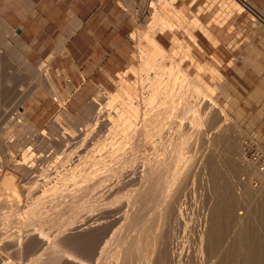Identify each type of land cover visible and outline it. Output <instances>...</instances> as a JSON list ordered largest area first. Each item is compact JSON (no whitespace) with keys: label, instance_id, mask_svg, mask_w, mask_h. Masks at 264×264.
Returning a JSON list of instances; mask_svg holds the SVG:
<instances>
[{"label":"rangeland","instance_id":"1","mask_svg":"<svg viewBox=\"0 0 264 264\" xmlns=\"http://www.w3.org/2000/svg\"><path fill=\"white\" fill-rule=\"evenodd\" d=\"M31 1L34 14L19 19L13 9L3 13L19 38L18 46L9 39L11 48L20 50L33 72L40 70L35 78L31 71L16 72L20 63L7 61V50L0 46V141L18 140L17 129L28 120L32 132L21 130L27 142L37 145L26 159L20 152L3 155L0 150V185L6 175L15 178L8 202L14 216L20 210L12 211L13 205L25 202L17 192L21 176L32 178L34 186L40 178L56 188L38 183L35 208L31 206L35 214H30L34 234L0 230V264H206L197 245L208 236L205 213L215 201L221 219L216 252L222 253L215 252L220 257L215 260L248 264L247 232L264 234V179L241 174L236 150H243L245 139H264V0H132L131 5L122 0ZM74 17L85 31L77 33L80 42L69 52L67 42L78 30L68 34ZM62 39L65 50L59 48ZM157 46L174 57L172 71L153 58ZM179 63L192 84L177 71L178 76ZM46 78L56 86L61 103L47 92ZM101 88L112 105L103 108L116 114L122 134L116 141L110 138L115 132L110 123L105 128L95 119L91 126L81 122L77 133L63 118L82 116L83 106ZM199 90L208 91L220 110L203 100ZM50 131L67 134L55 138ZM208 132L214 139L206 140ZM51 151L67 154L59 162L63 168L58 164L54 173L39 167ZM14 165L22 166L21 171Z\"/></svg>","mask_w":264,"mask_h":264},{"label":"bare ground","instance_id":"2","mask_svg":"<svg viewBox=\"0 0 264 264\" xmlns=\"http://www.w3.org/2000/svg\"><path fill=\"white\" fill-rule=\"evenodd\" d=\"M129 2H131L132 0H128ZM6 9H13V11L14 12H17L16 13V15L18 14L19 15V19H20V16L22 17V18H24L28 13H33L34 14V4H33V2L31 1V0H5L4 1V3H3V5L0 7V46H2V48H3V46L6 48V50H7V54H6V60L8 61L9 60V62L10 61H18L19 63H20V65H19V63L17 64L16 63V65H19L17 68H16V72H19V73H23V72H29V71H31V76H34V78H35V76L37 75L38 76V72H39V70H40V68H39V70H37V72H33V68L32 67H30L29 66V63L27 62V60H25V58H24V56L21 54V52H19L18 50H16V48L14 49V48H11V46H10V44H9V39H11V40H13V42L15 43V44H17V46L20 44L19 43V38L15 35V33H14V31L12 30V26L10 25V23L5 19V17H4V15H3V13H4V11L6 12ZM72 13V12H71ZM30 14V15H31ZM17 15V16H18ZM29 15V14H28ZM72 16V15H71ZM74 16V15H73ZM72 16V17H73ZM71 17V18H72ZM21 18V20H23ZM9 20V19H8ZM72 20V19H71ZM73 20H74V22L70 25V27L68 26V32H70V31H72V30H74L75 31V29H79L80 27H81V25H82V22L80 21V20H78V19H76L75 17L73 18ZM72 20V21H73ZM74 31H72V32H74ZM148 34V33H147ZM21 35V34H20ZM64 39V38H63ZM63 39H62V44L60 45V50H65V46H64V42H63ZM145 39V38H144ZM147 40L149 39V36H147V38H146ZM151 39V38H150ZM10 40V41H11ZM65 40V39H64ZM146 40V41H147ZM152 41H153V38H152ZM152 41L150 40V43H152ZM149 42V41H148ZM22 43H23V41H22ZM60 43H61V41H60ZM60 43H58V44H60ZM24 44V43H23ZM21 46V45H20ZM19 46V47H20ZM24 47V46H23ZM58 47H57V49H58ZM5 48H4V50H5ZM60 50H59V52H60ZM158 50V51H157ZM156 52V54H154L155 55V57H154V55H153V58H155V60H157L158 61V63L159 62H163L164 61V65L166 64V66H164V67H166V68H172L170 71H172L173 70V64H172V62L174 61V57L173 56H171V55H168L167 53H166V51L164 50V48H162L161 46H157L156 47V50H155ZM57 53H58V50H57ZM0 54H1V52H0ZM2 55V54H1ZM52 55V54H51ZM4 56V55H3ZM1 58H3V57H0V59ZM50 59V56L49 57H47V59ZM49 59L47 60V64L49 63L48 61H49ZM2 61H4L3 59H1ZM45 60V59H44ZM51 60V59H50ZM154 60V61H155ZM162 60V61H161ZM15 61V62H16ZM1 63V62H0ZM5 63V62H4ZM12 63V62H11ZM43 63H44V61H43ZM43 63H41V64H43ZM45 63V65H41L40 67H42L41 68V70L43 69V68H47V64ZM181 63H182V61H181ZM5 64H8V62H6ZM3 65V64H2ZM15 65V64H14ZM176 65V64H175ZM168 66V67H167ZM2 67V66H1ZM157 68V67H156ZM38 69V68H37ZM161 69V68H160ZM177 69V70H176ZM176 69H175V71L178 73V76L180 75L181 77V80H183L185 83L188 81L189 82V78L190 77H188V74H187V72L185 71V70H181V67H180V63L176 66ZM47 70V69H46ZM162 70V69H161ZM34 71H36V70H34ZM43 71H44V69H43ZM47 72V71H46ZM41 73V72H40ZM62 73V72H61ZM64 73V72H63ZM173 73V72H172ZM175 73V72H174ZM176 73V74H177ZM27 75V74H26ZM64 75V74H63ZM66 76V75H65ZM173 76V75H172ZM47 77H48V74H47ZM8 78V77H7ZM26 78V77H25ZM41 78V77H40ZM49 78V77H48ZM48 78H46V82H47V79ZM64 78H66V77H64ZM27 79V78H26ZM30 81L32 80V77H30V78H28ZM176 79V78H175ZM179 79V78H178ZM7 80V82L10 80L9 78L8 79H5V81ZM196 80V79H195ZM27 81V80H26ZM34 81V80H33ZM36 81H38V80H35V82ZM44 82L43 83H46L45 82V80H43ZM179 81V80H178ZM182 81V82H183ZM39 82V81H38ZM37 82V83H38ZM180 82V81H179ZM192 82H193V80H192ZM6 83V82H5ZM10 83V82H9ZM39 83H42L41 81L39 82ZM43 83H42V85H43ZM113 83V82H112ZM181 83V82H180ZM179 83V84H180ZM189 83H191V82H189ZM48 86L46 87V90H47V92L51 95V96H54V98H56V101L57 102H60L61 100H60V94L58 93V91H57V88H56V86L53 84V82L51 81V80H49L48 79ZM181 84H183V83H181ZM192 84V83H191ZM190 84V85H191ZM34 85L36 86V84L34 83ZM38 85V84H37ZM183 85H185V84H183ZM33 86V85H32ZM41 86V85H40ZM182 86V85H181ZM193 86H195V85H193ZM182 87H185V86H182ZM34 88V87H33ZM118 88V87H117ZM195 88V87H194ZM180 89H181V87H180ZM184 89V88H183ZM190 89V88H189ZM188 89V90H189ZM45 90V89H44ZM68 90V89H67ZM194 90V89H193ZM28 91V90H27ZM101 91H104V92H101ZM191 91H192V86H191ZM31 92V91H30ZM96 93L95 94H93L94 95V97L91 99V101H89L90 103L88 104L87 103V105L85 106H83V109H84V107H85V110H83L82 112H83V115L82 116H79L77 119H75V120H71V119H69V118H67V117H63L64 119L66 118V121L68 122L69 121V123H70V125L74 128V129H76L75 131L78 133V128H79V126L81 125L80 123L82 122H88V125L90 124L89 123V121H91L92 122V120H93V122H95L94 121V119L95 120H97L99 123H101L104 127L106 126L107 127V123H110V124H112V126H111V128H114L115 129V132H113L114 133V135H112V136H110V138L111 137H113L112 138V141H113V139L115 140H117V139H121V137H122V134H119V129H118V127H117V121H116V119H114V118H116L115 116H116V114H114L113 115V113L111 114V113H107L104 109L105 108H103V107H105V106H107V107H109L108 106V104H110V106H112L111 105V101H108V98L106 97V92H105V90L103 89V88H101V89H99L98 91H95ZM198 92H200V96H201V94L203 95L202 96V98H203V100H207L211 105H214L215 107H218V105H217V103L214 101V99L212 98V96H211V94L209 93V96H208V91H206V92H203L202 90H199ZM194 93V92H193ZM190 94V93H189ZM196 94V93H195ZM195 94H194V96H195ZM198 96V95H197ZM19 98V97H18ZM58 98H59V100H58ZM189 98V97H188ZM192 98V97H191ZM195 98V97H194ZM196 99V98H195ZM187 99H185V101H186ZM202 100V101H203ZM22 102V101H21ZM56 102V103H57ZM110 102V103H109ZM187 102V101H186ZM194 102H195V100H194ZM199 102H201V101H199ZM205 102V101H204ZM61 103V102H60ZM189 103V102H188ZM206 103V102H205ZM187 104V103H186ZM99 105H103V106H100L99 107ZM193 105V104H192ZM195 105V104H194ZM194 105H193V107H194ZM198 105V104H197ZM196 105V106H197ZM196 106H195V108H196ZM17 107V106H16ZM143 107V106H142ZM190 107V106H189ZM188 107V108H189ZM192 107V106H191ZM190 107V108H191ZM189 108V109H190ZM212 108V107H211ZM214 108V107H213ZM108 109V108H107ZM202 109V108H201ZM216 109V108H215ZM214 109V110H215ZM218 109L220 110V108L218 107ZM213 110V109H212ZM222 110V109H221ZM146 111V110H145ZM15 112V111H14ZM80 112V111H79ZM78 112V113H79ZM131 112V111H130ZM185 113V112H184ZM200 113V112H199ZM213 113V112H212ZM224 113V112H223ZM82 114V113H81ZM137 114V113H136ZM142 114V113H141ZM220 114V113H219ZM196 115H197V113H196ZM218 115V114H217ZM222 115V114H221ZM18 116H20V115H18ZM142 116H144V117H146V115H142ZM130 117V116H129ZM134 117H137V116H135L134 115ZM133 117H131V119H132ZM138 118V117H137ZM205 118V117H204ZM223 118H224V116H223ZM222 118V119H223ZM25 119V118H24ZM130 119V118H129ZM140 119V118H139ZM138 119V120H139ZM142 119V118H141ZM64 122H65V120H63ZM133 121H137V120H133ZM140 121V120H139ZM147 121V120H146ZM146 121H143L144 122V124L145 123H147ZM202 121V120H201ZM220 121V120H219ZM66 122V123H67ZM134 122V123H135ZM138 122V121H137ZM131 123V122H130ZM133 123V122H132ZM140 123V122H139ZM139 123H138V126H139ZM222 123H223V121H222ZM21 124V123H20ZM80 124V125H79ZM86 124V123H85ZM91 124H93V123H91ZM105 124H107V125H105ZM24 125V124H23ZM69 125V124H68ZM101 125V126H102ZM20 126V125H19ZM32 125H31V123L27 120V122H26V124L24 125V127H22L23 129L25 128V131H27L29 128H31V130L33 129L32 127H31ZM82 126V125H81ZM81 126H80V128H81ZM89 126H91V125H89ZM100 126V127H101ZM102 126V127H103ZM109 126V125H108ZM214 126V125H213ZM88 126H87V124H86V127L85 128H87ZM105 127V128H106ZM142 126H140V128H141ZM212 127V126H211ZM21 128V127H20ZM21 128V129H22ZM72 128V129H73ZM85 128H82V129H84L85 130ZM213 128V127H212ZM21 129H17L18 130V135L17 136H19V139L18 140H16V138L15 139H6V141L3 139H1V141H0V150H1V152L3 153V155H14V154H17L18 152H20L19 153V155L21 154V156H24L23 158L24 159H26V158H28V157H30L31 156V154H32V152H34L35 153V151H32L33 149H36V148H34L35 147V145H37V143L36 142H34V141H31V143H29V140H28V142H27V138L28 137H26L25 135H24V133H23V131L21 130ZM27 129V130H26ZM35 129V128H34ZM82 129H80V131L82 130ZM108 129H110V128H108ZM142 129V128H141ZM145 129V128H144ZM216 129V128H215ZM2 130V129H1ZM14 130V129H13ZM30 130V129H29ZM30 130V131H31ZM129 130V129H128ZM138 130V129H137ZM140 130V129H139ZM29 131V132H30ZM34 131V130H33ZM88 131V130H87ZM110 131V130H109ZM208 131V130H207ZM214 131V130H213ZM32 132V131H31ZM30 132V133H31ZM37 132V131H36ZM51 132V131H50ZM61 132V131H60ZM131 132V131H130ZM136 132V131H135ZM135 132H133L134 134H135ZM140 132V131H139ZM215 132V131H214ZM3 133V132H2ZM28 133V132H27ZM44 133V132H43ZM59 133V132H58ZM112 133V134H113ZM122 133V132H121ZM132 133V134H133ZM200 133V132H199ZM65 134H67V133H65L64 131H62L59 135L57 134V133H55L54 135L52 134V132H51V135H53V137L55 136V138L57 137H59V138H65L64 136H65ZM126 134H128V133H126ZM132 134H130V136L132 135ZM133 134V135H134ZM139 134V133H138ZM202 134H203V132H202ZM213 135V134H211V133H209L208 132V135H206L205 136V138H206V140H210V138L211 137H213V136H210V135ZM15 135V134H14ZM45 135H46V133H45ZM45 135H44V137H45ZM50 135V134H49ZM50 135V136H51ZM57 135V136H56ZM124 135V134H123ZM143 135V134H142ZM6 136V135H5ZM16 136V135H15ZM14 136V137H15ZM23 136H25L26 137V141L24 140V139H22V137ZM33 136V135H32ZM50 136H48V134H47V137H50ZM69 136V135H68ZM67 136V137H68ZM76 136H77V134H76ZM140 136V135H139ZM255 136V135H254ZM31 137V136H30ZM52 137V136H51ZM80 137V136H79ZM135 137V136H134ZM137 137V136H136ZM7 138V137H6ZM18 138V137H17ZM38 138V137H37ZM69 138V137H68ZM129 137H127V139H128ZM131 138V137H130ZM31 139V138H30ZM137 139H139L138 137H137ZM212 139H214V137L212 138ZM211 139V140H212ZM216 139V138H215ZM32 140V139H31ZM42 140L43 141H45L46 140V138H45V140L42 138ZM49 140H50V138H49ZM52 140H54V139H52ZM62 141H63V139H61ZM60 140V141H61ZM68 140H70V139H68ZM85 140V139H84ZM115 140V141H116ZM252 140H254V139H252ZM38 141H39V139H38ZM47 141V140H46ZM46 141H45V143H46ZM59 141V142H60ZM65 141V140H64ZM111 141V140H110ZM114 141V142H115ZM135 141V140H134ZM136 141H138V140H136ZM113 142V143H114ZM206 142V141H205ZM213 142V141H212ZM128 143V142H127ZM129 144V143H128ZM209 144V143H208ZM210 144H212V143H210ZM62 145V144H61ZM65 145V144H64ZM130 145V144H129ZM128 145V146H129ZM133 145V144H132ZM42 146H45V145H42ZM48 146V145H47ZM59 146V145H58ZM69 146V145H68ZM109 146V145H108ZM118 146V145H117ZM122 146V145H121ZM124 146V145H123ZM37 147V150H38V146H36ZM51 147V146H50ZM66 147H67V145H66ZM110 147H111V142H110ZM125 147V146H124ZM234 147V146H233ZM39 148H40V145H39ZM47 148V147H46ZM58 148V147H57ZM61 148H63V146L61 147ZM71 148H73V147H71ZM230 149L232 148V146L231 147H229ZM120 149H122L123 150V148H121L120 147ZM120 149H118V150H120ZM125 149V148H124ZM234 149V148H233ZM21 150H23L22 152H21ZM36 150V151H37ZM44 150V149H43ZM143 150V149H142ZM234 150H236V149H234ZM56 151V150H55ZM58 151V150H57ZM61 151V150H60ZM109 151H110V149H109ZM112 151V150H111ZM139 151V150H138ZM237 152H238V156H237V158H239L237 161L239 162V168L241 169V174L243 173V176L244 177H248V179H251L253 176H255V175H259L258 174V172H257V170H256V167H255V165L254 164H252V163H248V162H245L244 160H243V158H241L242 157V155H239L241 152H242V150L241 149H238V150H236ZM40 152H41V150H40ZM53 151H51V153L50 154H46V157H44L42 160H41V162H40V164H39V167L41 166V168L43 167L44 169H46V167H48V169H46V170H48V171H50V168L52 169L51 171L54 173V172H56V169H57V167H58V164H59V162H61V160H63L64 159V157L67 155H65L64 153H58V152H55V153H52ZM68 152V151H67ZM123 152H125L124 150H123ZM122 152V153H123ZM127 152V151H126ZM240 152V153H239ZM33 153V154H34ZM66 153V152H65ZM101 153V152H100ZM122 153H120L119 152V154H121L120 155V157L122 156ZM23 154V155H22ZM41 154V153H40ZM63 154H64V156H63ZM107 154V153H106ZM234 154V153H233ZM18 155V154H17ZM37 155V154H36ZM39 155V154H38ZM42 155V154H41ZM43 155H45V154H43ZM124 155V154H123ZM132 155V154H131ZM232 155V154H231ZM235 155V154H234ZM106 156V155H105ZM104 156V157H105ZM113 156V155H112ZM236 156V155H235ZM7 157V156H6ZM26 157V158H25ZM41 157V156H40ZM108 157V156H107ZM209 157V156H208ZM21 158V157H20ZM63 158V159H62ZM67 158V157H66ZM37 159H39V158H37ZM41 159V158H40ZM106 159H108V158H106ZM127 159V158H126ZM129 159H132V158H129ZM128 159V160H129ZM23 160V159H22ZM235 160V159H234ZM25 161V160H24ZM28 161V160H27ZM39 161V160H38ZM64 161V160H63ZM62 161V162H63ZM131 161V160H130ZM134 161V160H133ZM26 162V161H25ZM122 162H123V160H122ZM126 162H127V160H126ZM125 162V163H126ZM238 162H236L237 164H238ZM27 163V162H26ZM34 163V162H33ZM107 163V162H106ZM109 163H110V161H109ZM112 163V162H111ZM110 163V164H111ZM127 163H131V162H127ZM208 163V162H207ZM109 164V165H110ZM118 164V163H117ZM123 164H124V162H123ZM132 164V163H131ZM61 163L59 164V166H60V168H63V167H61ZM125 165V164H124ZM35 166V165H34ZM33 166V167H34ZM22 167V166H21ZM21 167L20 166H18V165H14L12 168H14L15 169V171H21ZM24 167V166H23ZM64 167H65V165H64ZM110 167V166H109ZM114 167H116V166H114ZM124 167V166H123ZM126 167V166H125ZM117 168H118V166H117ZM132 168V167H131ZM24 169V168H23ZM27 169V168H26ZM37 169V170H36ZM53 169L55 170V171H53ZM58 169H59V167H58ZM111 169V168H110ZM212 169V168H211ZM35 170L36 171H38L39 169L38 168H35ZM39 171H41V169L39 170ZM48 171H46L47 173H48ZM126 171V170H125ZM214 171V170H213ZM42 172V171H41ZM240 172V171H239ZM24 173V172H23ZM22 173V174H23ZM44 173V172H43ZM59 173V172H58ZM42 174V173H41ZM50 174V173H49ZM48 174V175H49ZM185 174V173H184ZM214 174V173H213ZM217 174V173H216ZM53 175V174H52ZM58 175V174H57ZM211 175V174H210ZM21 176V175H20ZM24 177L26 176V175H23ZM30 176V175H29ZM28 176V177H29ZM46 176V175H45ZM44 176V177H45ZM50 176H51V174H50ZM59 176V175H58ZM57 176V178H59ZM213 176V175H212ZM34 177V176H33ZM41 177V176H40ZM53 176H51V178H52ZM198 177V176H197ZM218 177V176H217ZM246 177V178H247ZM35 178V177H34ZM47 178V177H46ZM55 178H56V176H55ZM54 178V179H55ZM188 178V177H187ZM215 178V177H214ZM219 178V177H218ZM15 179V178H14ZM14 179H13V175H6V177H5V181H4V184H1L0 185V230H4V231H9V230H12V231H14L13 232V234L15 233V234H20V235H23L24 236V233H28L29 235H32V234H34L33 233V230H32V225H34V224H32V222H33V219H34V216H32V215H30L31 214V212L33 211L32 210V208H31V206H32V204L34 203V201L36 200L37 201V199H36V195L38 194V193H36V191H38V187L40 186V184H41V186L43 185V183H45L46 184V182H42V183H40V178L38 179L39 180V182L38 183H40L39 184V186H38V183H37V181L36 180H34V184H36L37 186H34L31 182L33 181V180H31L30 181V179H32V178H29V180H28V178L26 177V179L25 178H22V176H21V178H20V180H17L18 182H17V188H18V191L17 192H22L23 194L22 195H24L25 196V202L24 201H22L18 206L17 205H13V207H12V211H14V208H17V210L19 211V216L17 215V216H14L12 213H11V211L9 210V209H11V207H9V204H8V202L10 203V200H9V197L10 196H12L13 195V189H10L11 188V185H12V183L14 182ZM53 179V178H52ZM51 179V180H52ZM28 180V181H27ZM47 180H49V183H51L52 182V185L53 184H55V183H53L55 180H52L51 182H50V179H46V181ZM197 180V179H196ZM201 180H203V179H201ZM35 181H36V183H35ZM181 181V180H180ZM204 181V180H203ZM246 181V180H245ZM57 182V181H56ZM201 181H199V183H200ZM248 182V181H247ZM222 183V182H221ZM57 184V183H56ZM55 184V185H56ZM204 184V183H203ZM46 185H49L50 186V184H46ZM55 185H53V186H55ZM9 186H10V188H9ZM43 186H45V185H43ZM42 186V187H43ZM49 186H45V188H48ZM204 186V185H203ZM219 186H221V185H219ZM218 186V187H219ZM50 187H52V186H50ZM49 187V188H50ZM179 187V186H178ZM36 188V189H35ZM41 188V187H40ZM40 188H39V190H40ZM48 188V189H49ZM52 188H56V186L55 187H52ZM51 188V189H52ZM169 188V187H168ZM201 188V187H200ZM199 188V189H200ZM50 189V190H51ZM53 189V190H54ZM15 190V189H14ZM43 190L44 191H46L44 188H43ZM176 190V189H175ZM249 190H251V189H249ZM16 191V190H15ZM41 191V190H40ZM178 191V190H177ZM176 191V192H177ZM261 191V190H260ZM20 192V193H21ZM49 192V191H48ZM56 192H58V191H56ZM172 192V191H171ZM175 192V191H174ZM221 192V191H220ZM15 193V192H14ZM40 193V192H39ZM45 193V192H44ZM50 193H51V191H50ZM54 193V192H53ZM52 193V194H53ZM251 193V191L249 192V194ZM264 193V192H263ZM12 194V195H11ZM42 194H43V191H42ZM55 194V193H54ZM54 194H53V196H54ZM39 195V194H38ZM48 195V194H47ZM56 195V194H55ZM41 197H42V195H40ZM49 196V195H48ZM174 196V195H173ZM224 196V195H223ZM37 197H39V196H37ZM49 197H51V196H49ZM18 199V198H17ZM232 200V199H231ZM213 204V203H212ZM23 205V206H22ZM201 205H202V203H201ZM11 206V205H10ZM40 206V205H39ZM110 206V205H109ZM33 208H35L34 207V205L32 206ZM118 207V206H117ZM204 207V206H203ZM22 208H25L26 209V211H23V210H25V209H23L22 210ZM37 208V207H36ZM111 208V207H110ZM38 209V208H37ZM114 209V208H113ZM116 210V209H115ZM253 210V209H252ZM101 211V210H100ZM219 211H220V209H219V207H218V201L216 202L215 201V203L213 204V205H210V209L205 213V211H203L204 213H205V217H206V230H205V235L207 236V238L206 239H204L203 238V240H200V241H202V242H199V244L197 245V248H198V252H197V254L199 255V254H202V255H205L206 257H204V258H208L207 259V261H206V264H215V263H217V264H224V262H225V259H224V261H218L219 260V258L217 257V255L219 256V254L221 255L222 253H219V254H217V252H216V250H217V247H219L218 246V243H219V240H218V236H220V235H218V233L220 234V232H218V229H221V228H219L220 227V225H219V221H218V219L220 218L219 216H220V214H219ZM14 213V212H13ZM33 213H34V211H33ZM35 214V213H34ZM41 214V213H40ZM237 214H238V212H237ZM241 213H239V215H240ZM70 216V218H71V215H69ZM80 216V215H79ZM234 216V215H233ZM35 217H36V215H35ZM75 217V216H74ZM73 216H72V219L74 218ZM246 217V216H245ZM83 218V217H82ZM204 218V217H203ZM240 218H241V216H240ZM78 219V218H77ZM77 219H75V220H77ZM80 219V218H79ZM67 220V219H66ZM203 220V219H202ZM219 220H221V219H219ZM239 220V219H238ZM72 221V220H71ZM87 221H89V220H87ZM218 221V222H217ZM232 221V220H231ZM204 222V221H203ZM70 223V222H69ZM202 224V223H201ZM222 224V223H221ZM228 224V223H227ZM67 225H70V224H67ZM229 225V224H228ZM74 226V225H73ZM240 226V225H239ZM241 227V226H240ZM245 227V226H244ZM66 228V227H65ZM72 228V227H71ZM203 228V227H202ZM228 228V227H227ZM60 229V228H59ZM64 229V228H63ZM68 229V228H67ZM239 229V228H238ZM249 229H250V227H249ZM252 229V228H251ZM250 229V230H251ZM62 230V229H61ZM69 231H71L70 229H68ZM253 230V229H252ZM3 231V232H4ZM220 231V230H219ZM235 231V230H234ZM233 231V232H234ZM239 231V230H238ZM10 232V231H9ZM63 232V231H62ZM68 232V231H67ZM199 232V231H198ZM245 232H247V231H245ZM55 233V232H54ZM59 234L61 233V232H58ZM57 233V234H58ZM64 233H66V232H63L62 233V235L64 236ZM240 233V232H239ZM248 233V236H249V240H248V247L247 246H244L243 248H244V250L246 249V247H247V258H248V264H259L258 263V261L259 262H261L260 260H262L263 262H264V234L261 232V233H259L258 231H249V232H247ZM247 233H246V235H247ZM10 234V233H9ZM13 234H11V235H13ZM58 234V235H59ZM69 234V233H68ZM204 234V233H203ZM238 234V233H237ZM61 235V234H60ZM59 235V236H60ZM240 235V234H239ZM53 236V235H52ZM55 236V235H54ZM57 236V235H56ZM58 236V237H59ZM68 236V235H67ZM237 236V235H236ZM247 236V237H248ZM3 238H4V236H2ZM2 237H0V240H1V238ZM12 236H10V237H8V239H10ZM15 237V236H14ZM13 237V238H14ZM62 237V236H61ZM216 237H217V239H216ZM241 237L242 236H240L239 238H240V240H242L241 239ZM246 237V238H247ZM7 237H5V239H6ZM26 238V237H25ZM63 238V237H62ZM61 238V239H62ZM220 238V237H219ZM235 238V241L237 240V237H234ZM8 239H6V240H8ZM12 239V238H11ZM10 239V240H11ZM23 239V238H22ZM56 239H58V238H56ZM200 239V238H199ZM245 239V238H244ZM26 240V239H25ZM239 240V242H241ZM9 241V240H8ZM0 242H2V240L0 241ZM55 242V241H54ZM245 242V241H244ZM247 242V241H246ZM5 243H7V242H5ZM4 243V244H5ZM51 243V242H50ZM63 243V242H62ZM217 243V244H216ZM237 243H238V241H237ZM236 242H235V244H237ZM243 243V241L240 243V244H242ZM24 244V243H23ZM48 244V243H47ZM56 244V243H55ZM59 244H60V242H59ZM230 244V243H229ZM245 244V243H244ZM6 245V244H5ZM50 245V244H49ZM217 245V246H216ZM233 245H234V243H233ZM6 246H8V245H6ZM6 246H4V247H6ZM22 246V245H21ZM24 246V245H23ZM60 246V245H59ZM66 246V245H65ZM232 246V245H231ZM230 246V247H231ZM14 247V246H13ZM58 247V246H57ZM57 247H56V249H57ZM61 247H62V245H61ZM233 247V246H232ZM0 248H2L1 246H0ZM22 250H23V248L22 247H20ZM54 248H55V246H54ZM60 248V247H59ZM58 248V249H59ZM234 248V247H233ZM231 249L230 248V250H232V251H234V249ZM235 248H236V246H235ZM240 248H242V245H241V247ZM242 248V249H243ZM20 249V250H21ZM52 249V248H51ZM24 250H26V249H24ZM60 250V249H59ZM62 250V249H61ZM243 250V251H244ZM1 251V250H0ZM46 251H48L47 253H49V250L47 249ZM218 251V250H217ZM246 251V250H245ZM59 252L60 251H58V253H56V254H59ZM216 252V254L217 255H215V257H217L218 258V260L216 261L215 260V257H214V253ZM220 252V251H219ZM227 252V251H226ZM225 252V255L229 252H227L226 253ZM2 253H4V252H2ZM231 253L232 252H230L229 254L231 255ZM53 254H55V251L53 252ZM55 254V255H56ZM191 254V253H190ZM189 254V255H190ZM232 254H234V252L232 253ZM243 254H245V252L243 253ZM63 255H64V253H63ZM188 255V256H189ZM197 255V256H198ZM225 255H223L224 257H225ZM228 255V254H227ZM226 255V256H227ZM52 256V255H51ZM192 256V255H191ZM200 256V255H199ZM222 256V257H223ZM244 256V255H243ZM201 257V256H200ZM200 257H199V259H200ZM226 258V257H225ZM228 258V257H227ZM213 259V260H212ZM38 260V259H37ZM132 260V259H131ZM189 260V259H188ZM199 261H201V260H199ZM237 261V260H236ZM24 262V261H23ZM22 262V263H23ZM27 262V261H26ZM33 262V261H32ZM189 262H190V260H189ZM188 262V263H189ZM228 262V261H227ZM263 262H261L262 264H263ZM226 263V262H225ZM24 264H25V262H24ZM36 264H39V263H37L36 262Z\"/></svg>","mask_w":264,"mask_h":264},{"label":"built area","instance_id":"3","mask_svg":"<svg viewBox=\"0 0 264 264\" xmlns=\"http://www.w3.org/2000/svg\"><path fill=\"white\" fill-rule=\"evenodd\" d=\"M242 147L243 160L254 164L259 176L264 179V139H245Z\"/></svg>","mask_w":264,"mask_h":264},{"label":"crops","instance_id":"4","mask_svg":"<svg viewBox=\"0 0 264 264\" xmlns=\"http://www.w3.org/2000/svg\"><path fill=\"white\" fill-rule=\"evenodd\" d=\"M122 1L125 2V3H127L128 5H131L132 4V1L131 2H129L128 0H122ZM80 30L81 31H85V29L83 30V28H82V29H78L74 34H72L73 33L72 31H74V30L68 32V34H72L71 37L69 38L68 42H67L68 43V51L69 52L73 49V47L76 45L77 42H80V39H77V37H76L77 36V33ZM78 38H81V36H79Z\"/></svg>","mask_w":264,"mask_h":264}]
</instances>
